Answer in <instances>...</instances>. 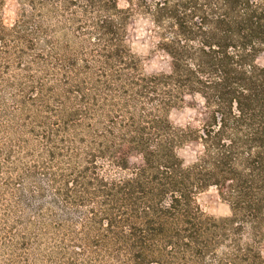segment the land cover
<instances>
[{
  "label": "trees",
  "instance_id": "16d2710c",
  "mask_svg": "<svg viewBox=\"0 0 264 264\" xmlns=\"http://www.w3.org/2000/svg\"><path fill=\"white\" fill-rule=\"evenodd\" d=\"M5 1L0 264H264V0Z\"/></svg>",
  "mask_w": 264,
  "mask_h": 264
},
{
  "label": "rangeland",
  "instance_id": "374dc122",
  "mask_svg": "<svg viewBox=\"0 0 264 264\" xmlns=\"http://www.w3.org/2000/svg\"><path fill=\"white\" fill-rule=\"evenodd\" d=\"M5 2L6 6L4 10V21L10 23L12 21V13L9 8L15 3V0H6ZM148 26L149 24L146 20L140 19L137 22L135 28L131 30L130 35L132 46L138 52V54L144 58L142 64L144 71L146 73H151L162 69L165 66V62L160 54H152L150 51L152 39L149 38L148 35ZM257 63L264 66V55L257 59ZM200 105L201 101L198 99L197 107L199 108ZM194 114L195 110L184 109L174 113L172 118L178 125H185L188 121L192 120L191 118L194 116ZM181 154L187 159H190L193 151L190 149H185L181 152ZM197 201L203 211L208 212L216 217H225L230 214L229 207L218 200L213 188L201 193L198 196Z\"/></svg>",
  "mask_w": 264,
  "mask_h": 264
}]
</instances>
